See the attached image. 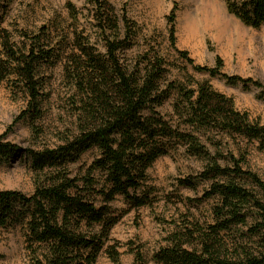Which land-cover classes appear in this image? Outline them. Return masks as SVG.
Segmentation results:
<instances>
[{
  "label": "trees",
  "instance_id": "16d2710c",
  "mask_svg": "<svg viewBox=\"0 0 264 264\" xmlns=\"http://www.w3.org/2000/svg\"><path fill=\"white\" fill-rule=\"evenodd\" d=\"M221 1L245 27L264 26V0ZM86 3V22L67 3L65 20L35 32L0 28V83L24 102L18 119L40 135L35 122L46 113L56 70L66 119L54 147L21 150L0 136V166L23 153L34 187L29 195L0 190V233L21 229L30 264H96L101 254L119 264L111 231L124 213L159 202L148 170L181 153L202 168L179 185L205 183L199 200L214 204L203 222L168 234L153 264H264V181L247 165L250 150L264 151V124L236 110L209 81L184 77L190 68L230 86L254 87L263 102L264 86L223 73L218 57L213 67L200 66L177 49L174 10L166 17L170 60L160 39L147 40L124 8ZM87 153L93 159L78 167ZM118 198L127 206L120 214L112 206Z\"/></svg>",
  "mask_w": 264,
  "mask_h": 264
},
{
  "label": "rangeland",
  "instance_id": "374dc122",
  "mask_svg": "<svg viewBox=\"0 0 264 264\" xmlns=\"http://www.w3.org/2000/svg\"><path fill=\"white\" fill-rule=\"evenodd\" d=\"M108 1L117 10L124 8L147 40L159 38L161 51L170 60L174 57L166 38V17L174 10L177 49L186 51L200 66L213 67L218 57L223 63V73L251 79L264 86V26L259 30L245 27L227 12L223 1ZM67 3L73 4L82 21L86 22L83 16L86 0H2L6 7L0 9V28L12 35L16 34V30L35 32L56 18L65 20ZM180 64L177 62L175 65ZM186 79L209 81L215 91L233 100L236 110L247 113L251 121L264 124V102L257 98L260 89L230 86L219 78L198 74L190 68L184 77ZM50 91L51 99L45 105L46 113L41 121L35 122L41 130L36 137L30 121L18 119L25 108L24 102L14 99L6 85L0 83V136H5L8 142L21 150L56 146L60 134L66 132L65 114L61 111L65 105V88L59 79V70L53 73ZM167 111L169 108L163 110ZM93 156V153L83 155L77 166L88 164ZM247 165L264 181V151L250 150ZM201 168L199 162L181 153L160 158L153 164L148 170L149 185L157 190L159 202L151 209L141 208L124 213L111 231L110 244H117L119 264H153L151 257L160 247L167 245L168 234L186 222H203L208 218L214 201L199 200L207 185L198 182L192 187H181L178 183L179 180L193 178ZM33 189L31 171L23 153L19 152L7 164L0 166L1 191H18L29 195ZM112 206L117 214L127 210L122 198H118ZM0 264H30L20 228L0 233ZM96 264L114 263L101 254Z\"/></svg>",
  "mask_w": 264,
  "mask_h": 264
}]
</instances>
